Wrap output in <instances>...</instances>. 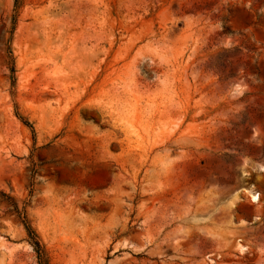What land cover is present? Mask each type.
Listing matches in <instances>:
<instances>
[{"label": "rangeland", "instance_id": "rangeland-1", "mask_svg": "<svg viewBox=\"0 0 264 264\" xmlns=\"http://www.w3.org/2000/svg\"><path fill=\"white\" fill-rule=\"evenodd\" d=\"M0 264H264V0H0Z\"/></svg>", "mask_w": 264, "mask_h": 264}, {"label": "trees", "instance_id": "trees-1", "mask_svg": "<svg viewBox=\"0 0 264 264\" xmlns=\"http://www.w3.org/2000/svg\"><path fill=\"white\" fill-rule=\"evenodd\" d=\"M12 72H13V70H12ZM26 231L28 233V236H29L33 246L35 247V251L38 254V257L41 259L43 252L41 250L39 242L36 240L37 239L36 234L34 233L32 228H30V227L26 228Z\"/></svg>", "mask_w": 264, "mask_h": 264}, {"label": "bare ground", "instance_id": "bare-ground-1", "mask_svg": "<svg viewBox=\"0 0 264 264\" xmlns=\"http://www.w3.org/2000/svg\"><path fill=\"white\" fill-rule=\"evenodd\" d=\"M252 200L254 203H259L260 197L257 194H252Z\"/></svg>", "mask_w": 264, "mask_h": 264}]
</instances>
